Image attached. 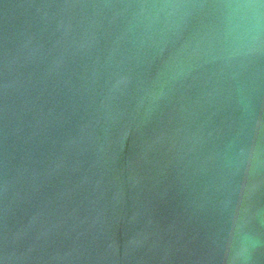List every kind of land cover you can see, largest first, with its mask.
Returning a JSON list of instances; mask_svg holds the SVG:
<instances>
[{"label":"water","instance_id":"obj_1","mask_svg":"<svg viewBox=\"0 0 264 264\" xmlns=\"http://www.w3.org/2000/svg\"><path fill=\"white\" fill-rule=\"evenodd\" d=\"M227 2L0 0V264H264V34Z\"/></svg>","mask_w":264,"mask_h":264},{"label":"clouds","instance_id":"obj_2","mask_svg":"<svg viewBox=\"0 0 264 264\" xmlns=\"http://www.w3.org/2000/svg\"><path fill=\"white\" fill-rule=\"evenodd\" d=\"M221 7L228 8L237 13L235 21L229 22L228 38L238 48L251 46L252 43L260 40L264 34V17L260 9L264 8V0H228ZM251 238L244 236L240 239L239 250L233 252L229 258V264H241L246 260L245 252Z\"/></svg>","mask_w":264,"mask_h":264}]
</instances>
